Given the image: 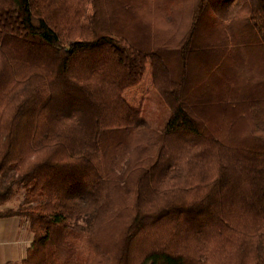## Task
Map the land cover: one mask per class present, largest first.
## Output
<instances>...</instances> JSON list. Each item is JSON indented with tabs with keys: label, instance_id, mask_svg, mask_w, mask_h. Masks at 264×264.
Instances as JSON below:
<instances>
[{
	"label": "trees",
	"instance_id": "obj_1",
	"mask_svg": "<svg viewBox=\"0 0 264 264\" xmlns=\"http://www.w3.org/2000/svg\"><path fill=\"white\" fill-rule=\"evenodd\" d=\"M172 1L0 0V220L34 235L6 264H264V0L144 18ZM149 64L163 130L122 97Z\"/></svg>",
	"mask_w": 264,
	"mask_h": 264
},
{
	"label": "rangeland",
	"instance_id": "obj_2",
	"mask_svg": "<svg viewBox=\"0 0 264 264\" xmlns=\"http://www.w3.org/2000/svg\"><path fill=\"white\" fill-rule=\"evenodd\" d=\"M222 3L217 5V8L224 10V16L227 15L229 5L233 6L234 1L221 0ZM143 5L149 3V0H143ZM173 4L161 5L153 7L152 16H144L153 21L154 26H169L184 30L190 23L192 17V9L195 0H174ZM230 11V10H228ZM93 13L92 4L88 5L87 17L82 23L80 40H94V35L91 31L89 18ZM141 17V16H140ZM143 18V17H142ZM223 18V17H222ZM152 65L146 69V74L142 84L134 89L127 90L122 94L124 100L135 111H140L142 118L153 128L163 130L168 123L171 113L167 105L163 102L160 95L154 90ZM171 177V176H170ZM24 190H20L12 202L5 208H18L24 199ZM27 220V219H26ZM28 221V220H27Z\"/></svg>",
	"mask_w": 264,
	"mask_h": 264
},
{
	"label": "crops",
	"instance_id": "obj_3",
	"mask_svg": "<svg viewBox=\"0 0 264 264\" xmlns=\"http://www.w3.org/2000/svg\"><path fill=\"white\" fill-rule=\"evenodd\" d=\"M92 41V40H82ZM30 222L19 217L0 220V264L20 263L32 245Z\"/></svg>",
	"mask_w": 264,
	"mask_h": 264
}]
</instances>
